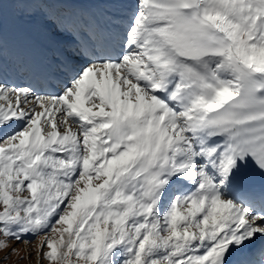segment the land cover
<instances>
[{"label":"snow or ice","instance_id":"snow-or-ice-1","mask_svg":"<svg viewBox=\"0 0 264 264\" xmlns=\"http://www.w3.org/2000/svg\"><path fill=\"white\" fill-rule=\"evenodd\" d=\"M86 2L103 5L71 14L87 39L38 66L5 54L0 0V251L39 237L37 264L264 255L248 175L264 178V0Z\"/></svg>","mask_w":264,"mask_h":264},{"label":"rangeland","instance_id":"rangeland-1","mask_svg":"<svg viewBox=\"0 0 264 264\" xmlns=\"http://www.w3.org/2000/svg\"><path fill=\"white\" fill-rule=\"evenodd\" d=\"M10 4L11 12L13 14L12 18L17 19V21L18 18L22 19L19 20L21 22H32L31 20H34L36 22L38 21L36 24L40 28L42 27V31L46 30L47 32H43H46L52 38L53 36L56 40H58L60 36L66 38L67 42L60 45V51L63 53V57L72 55L73 49L78 44L77 39L72 36L73 31L74 29L83 30L82 25L80 26V24L82 23L81 21H79L78 24H74L72 22L68 23L67 21H65V19L67 20L69 16H71V14H73L74 12L69 11L61 3L56 4L53 0H10ZM43 27L46 29H43ZM62 50L65 51L63 52ZM47 53L44 54L46 55V59H52L53 61L60 58L58 54H56L54 49H49ZM16 79L17 80L15 81L21 85H24L28 82V80L26 82L27 78H25V76H21ZM35 86L41 87V84H36ZM25 195H27V193H25ZM0 239L4 238L0 236ZM30 239V244L16 242L15 240H9L8 248L4 251H0V264H37L35 248L36 244L38 243L39 237H31ZM11 248H15L17 254L10 255L6 260L3 259L5 253ZM260 253L261 254L259 255V257L254 260L255 264H264V255H262V251ZM40 264H47V262L41 260Z\"/></svg>","mask_w":264,"mask_h":264},{"label":"bare ground","instance_id":"bare-ground-1","mask_svg":"<svg viewBox=\"0 0 264 264\" xmlns=\"http://www.w3.org/2000/svg\"><path fill=\"white\" fill-rule=\"evenodd\" d=\"M55 1H58V0H55ZM59 1L61 3V0H59ZM61 4L63 6L67 5L66 3H61ZM89 11H94V10H87L85 13H87ZM9 14H11L13 17V14L11 12L10 0H9V5L5 6V9L3 12L2 39H3V47L5 49L6 54L8 56H12V55L21 56L22 58L29 60L32 63L39 66L40 64H38V61H39V59L41 60L42 53L44 51H46L47 47L54 45L53 41H56V40H54V36L52 39V37L46 33L47 32L46 30H43V31H46L44 33L41 29L42 27L40 28L39 26H37L33 22H21L19 20L17 21V19H15V18H13V19H15L14 21H16L13 24L9 20ZM66 21L68 23H70V22H72L74 24L77 23V19L73 15L69 16V18ZM43 29H46V28L43 27ZM83 30H84V28H83ZM83 30L74 29V31H73L72 36L77 39V43H80V42L84 41L85 39H87V37L85 35V30H84V32H83ZM66 37H68V36H66ZM55 48L58 49L57 45H55ZM50 50H53V49H50ZM58 51H60V50H58ZM13 78H15V77H13ZM14 80H17V79L15 78ZM256 247H258L257 244L255 245V249H256ZM237 256L240 259H242L243 261L251 258L250 257L251 255L247 256V254H245V251L237 254Z\"/></svg>","mask_w":264,"mask_h":264}]
</instances>
